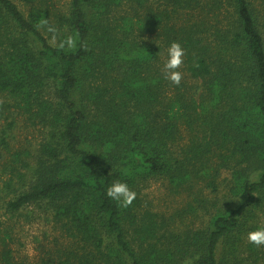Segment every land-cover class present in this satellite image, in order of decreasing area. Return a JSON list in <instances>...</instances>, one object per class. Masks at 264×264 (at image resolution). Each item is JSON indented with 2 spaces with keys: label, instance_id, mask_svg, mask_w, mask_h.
<instances>
[{
  "label": "trees",
  "instance_id": "1",
  "mask_svg": "<svg viewBox=\"0 0 264 264\" xmlns=\"http://www.w3.org/2000/svg\"><path fill=\"white\" fill-rule=\"evenodd\" d=\"M0 100L3 213L52 232L27 263L0 231V264H264L246 240L264 227V0H0ZM152 180L181 200L167 215L142 202Z\"/></svg>",
  "mask_w": 264,
  "mask_h": 264
},
{
  "label": "rangeland",
  "instance_id": "2",
  "mask_svg": "<svg viewBox=\"0 0 264 264\" xmlns=\"http://www.w3.org/2000/svg\"><path fill=\"white\" fill-rule=\"evenodd\" d=\"M60 9L66 8L69 0H53ZM17 138L22 140L25 137L33 138L32 131L18 127ZM34 142V141H33ZM141 198L144 206L153 211L169 214L173 208L181 203V200L166 194L160 181H148L142 190ZM180 207V206H179ZM37 213V212H36ZM33 214L30 218L22 215H8L3 213L0 203V231L7 236L12 255L17 260L32 263L37 258L38 242L48 244L52 232L44 220ZM50 235V236H49Z\"/></svg>",
  "mask_w": 264,
  "mask_h": 264
},
{
  "label": "clouds",
  "instance_id": "3",
  "mask_svg": "<svg viewBox=\"0 0 264 264\" xmlns=\"http://www.w3.org/2000/svg\"><path fill=\"white\" fill-rule=\"evenodd\" d=\"M37 28H45L51 34V43L60 49L75 51L77 48V38L69 35L62 40H57L58 29L49 24L48 20H41ZM86 49V44H81ZM185 49L179 41H172L167 48V58L163 64V76L171 84L179 86L183 80L184 73L180 70L184 64ZM3 101L0 100V103ZM106 195L117 203L118 207L128 208L137 197L136 191L131 189L127 182L116 180L106 189ZM248 243L256 247L264 246V227H257L250 230L246 235Z\"/></svg>",
  "mask_w": 264,
  "mask_h": 264
}]
</instances>
